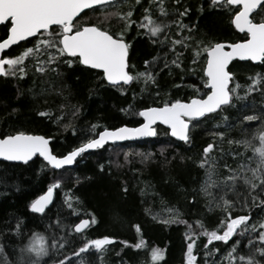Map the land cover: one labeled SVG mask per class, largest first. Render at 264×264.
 <instances>
[{
    "label": "trees",
    "instance_id": "16d2710c",
    "mask_svg": "<svg viewBox=\"0 0 264 264\" xmlns=\"http://www.w3.org/2000/svg\"><path fill=\"white\" fill-rule=\"evenodd\" d=\"M130 2L124 0L119 9L113 10L126 11ZM142 5L151 7L153 19L159 21L164 18L168 22L176 19L177 10L183 11L185 6L190 8L188 16L183 17V23L193 26L197 38L206 41L238 42L246 38L231 23L233 10L213 6L210 0H181L180 5L175 0H164L169 13L166 18L160 16L152 0H142ZM132 6L137 8L133 19L139 23L144 15L143 8ZM111 26L119 30L120 23L113 19ZM6 31L1 25L0 38L5 37ZM165 31L170 37H175L177 27L173 23ZM145 33L146 29L135 26L128 32L126 39L132 43L130 63L135 65L134 71H145V60L151 61L156 57L160 68H163L166 58L169 67L154 73L156 85L135 82L113 87L102 81L96 70L82 71L79 67H62L59 76H42L35 72L32 63H28V75L24 79L0 78V133L22 130L45 135L51 138L53 152L62 156L86 138L94 136L89 131L93 124L97 125L96 133L104 128L137 126L143 120L135 112L144 107L158 106L167 100L203 96L207 91L203 87L204 58L193 65L191 52L185 51L180 58L183 69H178L171 64L176 56L169 46L153 44ZM21 44L31 46L28 42ZM22 50L20 46H14L7 52L17 55ZM192 68H195L194 72ZM230 70L235 75L230 87L239 83L241 96L252 83L249 78H261L258 90L242 100L234 99V106L227 108L215 120H202L191 129L190 143L177 141L167 128L158 126L157 135L153 138L109 144L83 154L74 166L57 171L39 156L27 164L0 161V243L4 244L8 258H14L13 253L18 256L19 247L26 243L13 231V226L19 222L24 236L30 233L65 236L70 246L63 252L68 256H72L73 249H78L86 240L104 236L114 239V243L105 245L103 250L90 249L79 258L72 257L75 264H186L189 243L186 234L190 229L184 223L165 224L163 221L175 216L187 221L197 232L200 231L197 221H201L208 230L217 229L224 215L215 204L225 195L222 182L229 174L228 170H239L242 164H251L252 167L257 164V154L252 148L245 149L227 141L247 139L259 147L255 137L262 122L240 121L244 115L264 113V91L260 90L264 89V64L234 61ZM193 86L199 88V93L193 90ZM157 92L159 96H156ZM76 109L79 111L73 116ZM41 111L51 113V117L39 116ZM60 116L63 119L57 122L56 118ZM222 116H226L227 121ZM66 124L70 125L67 129L64 127ZM217 124L221 125L219 129L215 127ZM217 130L224 131L223 142L212 136ZM208 143L217 145L210 153V158L215 161L212 180L218 185L210 188L211 195L202 191L208 179V168L200 167L203 149ZM237 151L241 155L234 157L233 153ZM100 165H104L103 171ZM55 179H60L62 186L55 192L51 211L46 215L32 213L30 203L44 194ZM245 189L242 182L237 183L236 192L245 195ZM236 192L228 191L225 198L236 200ZM69 196L73 198L72 209L67 207L66 198ZM249 210L252 216L250 223L264 220V210L260 207L236 206L232 212L233 215H245ZM92 214L98 221L95 225L82 234L72 231V226L79 219L90 218ZM249 236L255 238L252 233L233 238L240 240L238 252H248ZM141 239L146 242V247L135 248ZM205 242L203 236L196 242L194 253L199 261L204 259ZM214 244L220 253H214L212 259H222V254L229 250L228 245ZM153 248L163 250V258L157 262L151 260ZM61 255L55 249L50 250V257L46 258L48 264H54Z\"/></svg>",
    "mask_w": 264,
    "mask_h": 264
},
{
    "label": "snow or ice",
    "instance_id": "6c2138e0",
    "mask_svg": "<svg viewBox=\"0 0 264 264\" xmlns=\"http://www.w3.org/2000/svg\"><path fill=\"white\" fill-rule=\"evenodd\" d=\"M123 2L124 0H0V25L7 30L5 37L0 38V77L24 79L28 75V63H32L35 72L42 76L53 74L59 76L62 67L67 69L79 67L82 71L96 70L101 80L113 87L131 85L135 82H143L146 86L156 85L154 73L158 74L163 68H168V61L165 58L163 68H160L158 58L154 57L151 61H144L145 71H134L135 65L130 63L132 43L126 39V36L135 26L141 30L146 29L145 34L153 44L169 46L176 56L171 64L178 69H183L180 58L185 51L191 52L193 65L203 57L205 60L203 87L207 89L205 94L194 95L188 100H167L158 106L144 107L135 112V115L143 120L138 127L104 128L103 131L96 133L97 125L93 124L89 131L94 133V136L86 138L79 146L62 156L54 154L50 147V137L22 130H15L11 134L0 133V159L27 164L33 157L39 155L51 169L61 170L74 165L86 152L101 149L109 142L115 144L134 138L155 137L157 135L155 126L158 124L168 126L172 137L190 143L191 129L197 127L202 120H215L227 108L234 106V99L242 100L258 90L257 86L261 83L259 76L255 79L249 78L252 83L244 96L239 94L238 90L241 87L239 83L230 87L235 81V75L229 66L237 59L264 64V0H210L213 6L225 10L232 9L231 23L236 30L245 34V39L231 43L197 38L193 26L183 23V17L188 16L191 11L186 6L183 11L177 10L174 21L158 22L151 15V7H143L142 0H131L126 11L113 10L119 9ZM152 3L158 8L160 16L165 18L169 16L164 0H152ZM175 3L180 5L181 0H175ZM133 4L143 8L144 15L139 23L133 19L137 11ZM113 19L120 23L119 30L112 28ZM173 23L177 27V33L175 37H170L165 30ZM21 42H28L31 46H24ZM13 46H20L23 50L17 55L6 52ZM191 71L194 72L195 68ZM193 90L199 93V88L196 86H193ZM260 90L264 91V89ZM159 95L157 92L156 96ZM15 111L16 109H13V112ZM78 111L79 109H76L73 116ZM38 115L51 117V113L45 111L39 112ZM56 119L59 122L63 116ZM222 119L227 121L228 118L222 116ZM258 120L262 122V127L255 137L259 141V147L252 145L247 139L227 141L245 149L252 148L258 159L255 167L251 164H242L239 170H228L229 174L222 182V191L225 195L215 204L224 215V219L219 221L218 228L208 230L201 221H197L196 224L200 229L197 232L192 230V226L187 221H181L175 216L163 221L165 224L184 223L190 229L186 234L189 241L186 264H264V220L250 223L252 221L250 210L245 215H233L232 212L236 206L249 209L260 207L264 210V113L244 115L240 122ZM225 126L233 127V125ZM64 127L67 129L70 125L66 124ZM215 127L219 129L221 125L217 124ZM75 131L74 129L73 134ZM212 136L223 142L225 133L217 130ZM216 147L215 143H208L203 149V158L200 162V167L208 168V179L202 188L206 195H211L212 186H218L212 180L215 161L210 158V153ZM239 155L241 153L238 151L233 153L234 157ZM100 170H104V165H100ZM238 182L246 186L245 195L236 192ZM61 186V180L55 179L45 194L30 203V211L41 215L51 211L49 206L53 204L54 193ZM124 191L127 192V188ZM228 191L236 192V200L225 198ZM78 199L77 197V202ZM72 201L71 196L66 198L69 209L73 208ZM97 222L95 215L92 214L88 219H79L72 226V231L82 234ZM59 223L57 220L56 224ZM13 231L26 243H22L19 247L18 256L13 253L12 259L8 258L4 244L0 243V264H48L46 258L50 257L52 249L62 253L54 264H75L72 257L79 258L90 249L103 250L105 245L114 243L113 238L107 236L86 240L78 249H73L72 256H68L63 252L67 246H70L65 236L53 234L49 237L42 233H30L24 236L19 222L13 226ZM137 231H140L139 226ZM249 233L255 234V238L249 236L246 245L248 252H238L240 240L233 238L243 237ZM200 236L206 238L203 245V261H199L194 253ZM214 242L228 245L229 250L222 254V259H212L214 253H220ZM134 247L137 249L146 247V242L141 239ZM162 258L163 250L151 249L153 262Z\"/></svg>",
    "mask_w": 264,
    "mask_h": 264
},
{
    "label": "water",
    "instance_id": "95a60500",
    "mask_svg": "<svg viewBox=\"0 0 264 264\" xmlns=\"http://www.w3.org/2000/svg\"><path fill=\"white\" fill-rule=\"evenodd\" d=\"M85 11H87V10H85ZM1 26V25H0ZM238 31V30H237ZM239 32V31H238ZM240 33V32H239ZM223 42H229V41H223ZM239 42V41H238ZM21 43H23V42H21ZM229 43H231V42H229ZM14 47V46H13ZM8 50H10V49H8ZM8 50H6V52L8 51ZM234 61H241V60H234ZM233 61V62H234ZM243 61H250V60H243ZM242 61V62H243ZM232 62V63H233ZM251 62H253V63H255V64H259V62L258 61H251ZM232 65V64H231ZM231 65L229 66V68L231 67ZM1 78V77H0ZM231 86V85H230ZM123 126H128V125H123ZM139 125H137V126H128V127H138ZM158 126H162V127H165V128H167L168 130H169V134H170V129L168 128V126H166V125H162V124H158V125H156L155 127H156V131H157V129H158ZM121 127V126H120ZM191 127V126H190ZM118 128V127H117ZM103 131V130H102ZM32 134H35V133H32ZM36 135H42V134H36ZM45 136V135H44ZM170 136H171V134H170ZM47 137V136H46ZM172 137V136H171ZM148 138H153V137H140V138H134V139H129V140H125V141H120V142H116L115 144H118V143H124V142H127V141H139V140H145V139H148ZM172 138H174V139H176L177 141H180V140H178L177 138H175V137H172ZM109 144H113V143H111V142H109L108 144H106L105 146H107V145H109ZM50 147L52 148V146H51V143H50ZM53 150V149H52ZM92 152V151H91ZM86 153H88V152H86ZM55 154V153H54ZM67 154V153H66ZM37 156H39V155H37ZM37 156H35V157H33V159H35ZM40 157V156H39ZM42 158V157H41ZM32 159V160H33ZM43 159V158H42ZM79 159V158H78ZM77 159V160H78ZM31 160V161H32ZM0 161H3L2 159H0ZM6 162H8V161H6ZM30 162V161H29ZM28 162V163H29ZM12 163H23V162H12ZM72 166H74V165H72ZM72 166H68V167H72ZM57 171V170H56ZM46 193V192H45ZM44 193V194H45ZM43 195V194H42ZM54 196H55V193H54ZM39 198V197H38ZM53 200H54V198H53ZM50 207V206H49ZM85 219H88V218H85ZM114 240V239H113Z\"/></svg>",
    "mask_w": 264,
    "mask_h": 264
},
{
    "label": "rangeland",
    "instance_id": "374dc122",
    "mask_svg": "<svg viewBox=\"0 0 264 264\" xmlns=\"http://www.w3.org/2000/svg\"><path fill=\"white\" fill-rule=\"evenodd\" d=\"M159 21H165V19H164V18H162V19H161V20H159ZM159 21H158V22H159ZM200 96H201V94H200Z\"/></svg>",
    "mask_w": 264,
    "mask_h": 264
}]
</instances>
